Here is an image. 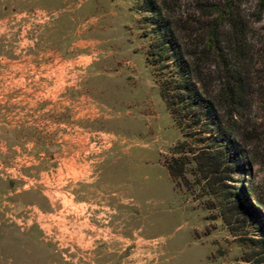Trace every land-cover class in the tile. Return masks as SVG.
I'll return each instance as SVG.
<instances>
[{
	"label": "rangeland",
	"instance_id": "374dc122",
	"mask_svg": "<svg viewBox=\"0 0 264 264\" xmlns=\"http://www.w3.org/2000/svg\"><path fill=\"white\" fill-rule=\"evenodd\" d=\"M148 1L0 0V264H252L264 228L231 195L243 187L264 227V8L169 0L182 49L152 67L163 34ZM78 52L89 57H58ZM183 60L242 149L246 170L211 187L194 167L168 172L181 133L157 82ZM230 68L234 101L221 92ZM221 205L239 211L230 224Z\"/></svg>",
	"mask_w": 264,
	"mask_h": 264
},
{
	"label": "trees",
	"instance_id": "16d2710c",
	"mask_svg": "<svg viewBox=\"0 0 264 264\" xmlns=\"http://www.w3.org/2000/svg\"><path fill=\"white\" fill-rule=\"evenodd\" d=\"M168 1H148L150 10L157 16L154 23L163 34L162 37L159 35L157 39L153 40L147 49L146 61L152 67L166 58L167 51L171 47L177 48L178 51L182 49L166 19L167 17L163 16ZM260 6L264 8V0H260ZM238 34L240 31L234 30V36H238ZM215 42V37L211 35L204 46L205 52L213 46L217 47ZM180 57L184 58L181 53ZM178 69L177 72L165 75L157 82L160 97L165 102L175 126L181 133V139L171 149L174 157L167 165L168 172L172 179L185 180V167H194V174L201 175L206 184L211 187V185L222 182L232 172L246 170L241 161L242 149L234 140L233 127L230 126L229 119L224 121L223 115L217 109V97L211 92L209 93L207 88L197 86L196 81L199 79L197 68L194 69L195 74L193 70L189 69V62L183 60ZM234 70H237L236 66H234ZM230 71L231 68L226 69L221 92L234 101L241 94L242 84L238 71L234 73ZM227 114L230 119L234 116L233 111H228ZM208 116L209 119H207ZM234 188L239 191H235L231 196L241 201L248 216H255V220L259 223L258 230L264 228L263 223L257 218V210L249 202L244 188L240 185H235ZM254 204L255 206L264 205L260 199H255ZM221 206L222 219L230 224L231 218H236L239 211L232 210L229 206ZM262 235L263 233H255V239L250 238L251 242L255 243V248H252L243 261L264 264V235Z\"/></svg>",
	"mask_w": 264,
	"mask_h": 264
},
{
	"label": "crops",
	"instance_id": "0c3cea01",
	"mask_svg": "<svg viewBox=\"0 0 264 264\" xmlns=\"http://www.w3.org/2000/svg\"><path fill=\"white\" fill-rule=\"evenodd\" d=\"M88 45H90V43H87L86 45H81V49L82 50H86V51H83V52H87V50H89L90 48H88L87 46ZM92 46H93V43H92ZM92 46H90L91 48H92ZM83 52H78L75 56H64V55H61V54H58V57H59V59H64V58H67V59H72V61L73 60H75L76 59V61H78V60H82V59H86L87 57H89L88 55H86V54H83ZM46 59L47 58V55H44V57H34V59L36 60V59ZM92 63V59H89L88 61H86V63H85V65L84 66H86V67H88L90 64ZM41 67H43V66H41ZM42 69V68H41ZM40 69V70H41ZM21 75V74H20ZM88 107V106H87ZM87 107H82V108H85L84 110H82V112L81 113H85V112H87L88 111V108Z\"/></svg>",
	"mask_w": 264,
	"mask_h": 264
}]
</instances>
